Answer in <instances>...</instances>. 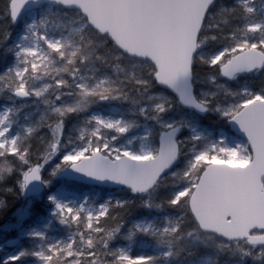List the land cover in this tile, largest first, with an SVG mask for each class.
<instances>
[{
    "label": "snow or ice",
    "instance_id": "snow-or-ice-1",
    "mask_svg": "<svg viewBox=\"0 0 264 264\" xmlns=\"http://www.w3.org/2000/svg\"><path fill=\"white\" fill-rule=\"evenodd\" d=\"M0 5V264H264V0Z\"/></svg>",
    "mask_w": 264,
    "mask_h": 264
},
{
    "label": "trees",
    "instance_id": "trees-1",
    "mask_svg": "<svg viewBox=\"0 0 264 264\" xmlns=\"http://www.w3.org/2000/svg\"><path fill=\"white\" fill-rule=\"evenodd\" d=\"M0 7H2V5H0ZM83 190H87V186H84ZM0 199H4L7 205L3 209H0V230H1L3 227H5V225H9L15 222L16 219L15 213L17 212V209L23 207L26 202L23 199V197H15L12 195L4 196L2 193H0ZM12 236H15V234L13 233Z\"/></svg>",
    "mask_w": 264,
    "mask_h": 264
},
{
    "label": "rangeland",
    "instance_id": "rangeland-1",
    "mask_svg": "<svg viewBox=\"0 0 264 264\" xmlns=\"http://www.w3.org/2000/svg\"><path fill=\"white\" fill-rule=\"evenodd\" d=\"M13 233L17 235L15 231H7L5 227L0 230V245H5V250H9L6 242L15 238L12 236Z\"/></svg>",
    "mask_w": 264,
    "mask_h": 264
}]
</instances>
